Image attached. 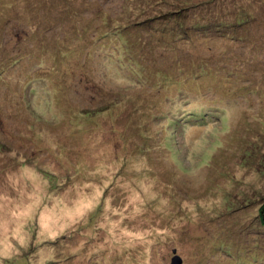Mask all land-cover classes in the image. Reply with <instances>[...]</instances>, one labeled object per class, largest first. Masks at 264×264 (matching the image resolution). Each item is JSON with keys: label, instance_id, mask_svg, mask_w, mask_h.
I'll return each instance as SVG.
<instances>
[{"label": "rangeland", "instance_id": "rangeland-1", "mask_svg": "<svg viewBox=\"0 0 264 264\" xmlns=\"http://www.w3.org/2000/svg\"><path fill=\"white\" fill-rule=\"evenodd\" d=\"M264 0H0V264H264Z\"/></svg>", "mask_w": 264, "mask_h": 264}, {"label": "trees", "instance_id": "trees-1", "mask_svg": "<svg viewBox=\"0 0 264 264\" xmlns=\"http://www.w3.org/2000/svg\"><path fill=\"white\" fill-rule=\"evenodd\" d=\"M259 219L261 220V222L264 224V204L259 212Z\"/></svg>", "mask_w": 264, "mask_h": 264}, {"label": "water", "instance_id": "water-1", "mask_svg": "<svg viewBox=\"0 0 264 264\" xmlns=\"http://www.w3.org/2000/svg\"><path fill=\"white\" fill-rule=\"evenodd\" d=\"M172 264H181V259L178 256H175L172 260Z\"/></svg>", "mask_w": 264, "mask_h": 264}]
</instances>
